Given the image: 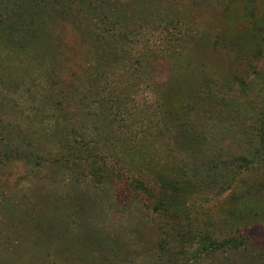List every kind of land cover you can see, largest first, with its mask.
I'll use <instances>...</instances> for the list:
<instances>
[{"label":"rangeland","instance_id":"rangeland-1","mask_svg":"<svg viewBox=\"0 0 264 264\" xmlns=\"http://www.w3.org/2000/svg\"><path fill=\"white\" fill-rule=\"evenodd\" d=\"M259 39L264 0H0V264H264Z\"/></svg>","mask_w":264,"mask_h":264},{"label":"trees","instance_id":"trees-1","mask_svg":"<svg viewBox=\"0 0 264 264\" xmlns=\"http://www.w3.org/2000/svg\"><path fill=\"white\" fill-rule=\"evenodd\" d=\"M4 6H5V10H4L5 14L9 15L8 17L14 15L16 9H20V7H18V6L17 7H15V6L13 7L12 5L11 6L4 5ZM100 15L101 16L99 17V19H103L104 16L106 17V14L104 12H100ZM114 25L115 24H112V26H114ZM260 40L261 39H259V41L257 43V46H256L255 51H254V54H252V59H254V58L256 59V60H253V61H256V62L259 61L256 66H253L254 68H253V70L251 72L252 74H255V75L259 74V72L262 73L261 70L264 69L263 42L260 41ZM252 74L248 75L246 79L245 78L244 79H240L241 88L244 89L246 86H248L251 83L250 76ZM248 89H250V88L248 87ZM262 116H263V118H261V121H260L259 125H257L255 127L256 128L255 129V131H256L255 135L257 136L256 139L258 140L259 144H263L264 145V114ZM213 164H214V162H213ZM210 165L212 166V164H210ZM126 186L128 187L129 185H126ZM128 188L130 190H135V191L142 192L149 198L152 197V194L150 192H148V185L145 184L142 180H140L138 178H136L135 182H132ZM154 198H155V200H154V203H153V209L155 211H157L158 213H161L163 215L167 214L168 211H169L168 205L161 203L160 201L157 200L156 197H154ZM239 236H236V235L235 236H231L228 239H226L224 242H218V241H215V240H210L206 244H205V242H203L201 244V247H200V250H201L200 252L204 253V255H205V253H206V255H209L211 250L219 249V248L223 247L226 243L230 244V246L237 247L239 244L242 243V240H241L242 239V235L240 237Z\"/></svg>","mask_w":264,"mask_h":264}]
</instances>
